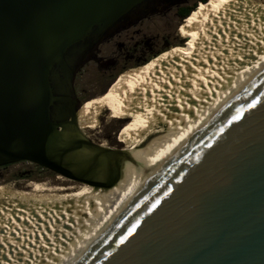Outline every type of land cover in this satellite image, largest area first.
<instances>
[{
	"label": "water",
	"instance_id": "95a60500",
	"mask_svg": "<svg viewBox=\"0 0 264 264\" xmlns=\"http://www.w3.org/2000/svg\"><path fill=\"white\" fill-rule=\"evenodd\" d=\"M143 1L0 0V166L86 181L48 149L71 69ZM74 264H264V56Z\"/></svg>",
	"mask_w": 264,
	"mask_h": 264
},
{
	"label": "bare ground",
	"instance_id": "6f19581e",
	"mask_svg": "<svg viewBox=\"0 0 264 264\" xmlns=\"http://www.w3.org/2000/svg\"><path fill=\"white\" fill-rule=\"evenodd\" d=\"M179 33L186 46L158 55L124 87L91 98L76 122L68 124L77 117L69 114L51 136L49 153L85 182L59 174L72 184L36 182L28 190L0 184V264H74L149 177L203 129L232 85L259 64L264 1L211 0ZM55 91L63 96L60 86ZM54 116H62L59 103ZM119 116L134 119L122 149L89 143L102 119Z\"/></svg>",
	"mask_w": 264,
	"mask_h": 264
},
{
	"label": "rangeland",
	"instance_id": "374dc122",
	"mask_svg": "<svg viewBox=\"0 0 264 264\" xmlns=\"http://www.w3.org/2000/svg\"><path fill=\"white\" fill-rule=\"evenodd\" d=\"M171 1L172 4L169 7L163 6L157 10V13L146 16L141 23H137L136 28L121 33L120 43L116 47L109 42H102L97 47L93 44L81 57H77L78 61L71 69L72 88L69 89L68 97L73 102H78L76 105V108H79H77L78 113L82 112L84 104L91 98L107 93L111 89H117L119 86L124 87L131 76L141 71L157 57L156 54L165 49L186 46L188 39L181 36L179 29L189 19L182 20L178 15V10L182 7H198L201 0ZM94 47L95 49L92 50ZM151 57L153 58L150 59ZM148 60L149 62L141 69H139L141 66L135 67ZM66 95L67 87H65L63 96L68 100ZM133 120L119 116L110 122L105 117L101 121L100 128L90 134L89 143L100 145L105 142L112 150L122 149L128 143L126 125L133 123ZM58 175L50 169L27 161L0 166V184L13 186L20 190H28L26 186L36 182L46 183L49 186L72 184L62 182L58 179Z\"/></svg>",
	"mask_w": 264,
	"mask_h": 264
},
{
	"label": "flooded vegetation",
	"instance_id": "af4514ba",
	"mask_svg": "<svg viewBox=\"0 0 264 264\" xmlns=\"http://www.w3.org/2000/svg\"><path fill=\"white\" fill-rule=\"evenodd\" d=\"M171 4H172L171 0H145L143 1L142 3L132 8L128 13L122 16L111 28H109L105 32V34L102 36V38L99 41H97L95 47H97L102 42H109L113 47H116L120 43L119 38H120L121 33L125 31H129L130 29L136 28L135 25H137V23H141L142 20L145 19L146 16L155 14L157 13L158 9L163 8V6L169 7ZM188 8L189 7L180 8L178 10V15L181 16L182 14H184ZM95 47L92 50H94ZM63 90L65 91V88L60 86V92H62ZM75 104L77 105L78 102H76ZM59 105L61 107V115H63V112L67 111L69 106H71L70 103H68L67 105H64L63 103H59ZM65 106L67 107L64 108ZM78 109H76V111L74 112L75 114L78 113ZM80 114L81 112L77 114V117L72 118L68 124L76 122Z\"/></svg>",
	"mask_w": 264,
	"mask_h": 264
},
{
	"label": "trees",
	"instance_id": "16d2710c",
	"mask_svg": "<svg viewBox=\"0 0 264 264\" xmlns=\"http://www.w3.org/2000/svg\"><path fill=\"white\" fill-rule=\"evenodd\" d=\"M202 2L198 5V7L201 5V4H204V3H206L207 4V2H210L211 0H201ZM197 6H195V7H189L188 9H187V11L184 13V14H182L180 17H181V19L182 20H184V19H186L187 18V20L189 19V17H190V15L198 8ZM165 50H167V49H165ZM165 50L164 51H161L160 53H163V52H165ZM160 53H158V54H156L155 56H158ZM154 56V57H155ZM153 57H151L150 59H152ZM149 59V60H150ZM149 60L148 61H146V62H144V63H140V64H137V65H135V67L137 66V67H140L139 69H141L143 66H145L148 62H149ZM139 69H137V70H139ZM126 70V69H125ZM136 70V71H137ZM122 72H124V71H122ZM134 73V72H133Z\"/></svg>",
	"mask_w": 264,
	"mask_h": 264
}]
</instances>
